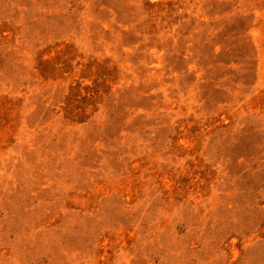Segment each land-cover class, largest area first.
Segmentation results:
<instances>
[{
    "label": "rangeland",
    "instance_id": "obj_1",
    "mask_svg": "<svg viewBox=\"0 0 264 264\" xmlns=\"http://www.w3.org/2000/svg\"><path fill=\"white\" fill-rule=\"evenodd\" d=\"M0 264H264V0H0Z\"/></svg>",
    "mask_w": 264,
    "mask_h": 264
}]
</instances>
